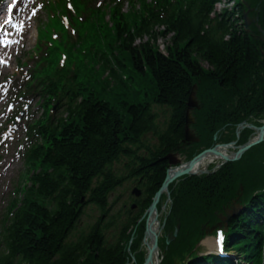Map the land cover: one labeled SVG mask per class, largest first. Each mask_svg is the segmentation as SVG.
I'll use <instances>...</instances> for the list:
<instances>
[{
  "label": "trees",
  "instance_id": "16d2710c",
  "mask_svg": "<svg viewBox=\"0 0 264 264\" xmlns=\"http://www.w3.org/2000/svg\"><path fill=\"white\" fill-rule=\"evenodd\" d=\"M217 1L179 0L178 5L165 8L162 16L147 9L146 15L134 20L113 14L111 35L107 30L100 31L101 41L110 42L105 50L108 54L100 57L108 75L104 79H98L97 74L83 79L85 83L80 87L86 97L80 103L73 99L69 116L60 119L52 131L45 121L41 129L44 142L32 155V163L40 171L33 175L26 206L10 228L14 239L11 251L20 253L25 264H78L81 257L91 253L88 249L96 252L98 261L112 262L116 252L100 250L94 231L82 246L76 247L62 244L64 233L71 227L83 196L97 204L105 202L107 194L120 184L122 178L112 172L110 165L121 155L137 164L139 160V167L131 168V174L146 181L144 192L146 204L149 203L164 179V157L183 138L194 84L198 85V99L203 106L199 120L205 138L210 136L213 125L233 124L229 116L237 123L263 112L264 41L259 39L257 27L251 33L242 24L243 4L238 5L236 12L225 11L212 18ZM250 2L264 29V0ZM159 39L166 41V54L155 45ZM118 71L127 79L139 77L138 83L144 86L140 94L149 91L153 104L171 107L168 132L161 137V147L150 152V159L138 156L132 147L139 144L143 132L153 129L154 116L148 105H128L126 96L130 95L128 88L132 83L124 81ZM235 98L238 108L230 105ZM262 152L263 147L250 150L245 162L236 163L241 181L246 176L250 178L244 182H250V191L264 185ZM96 177L102 180L94 187L91 182ZM199 185L212 194L219 182ZM195 190L188 186L179 195L173 191L184 211L191 209ZM244 213L247 219L235 217L229 227L241 235H236L238 238L256 248L264 226L255 225L259 229L256 238L248 232L249 223L258 222L263 213L254 199L250 211ZM186 221L192 224L195 218L192 215ZM184 239L183 235L179 241L184 243ZM77 250L79 254L75 253ZM96 258L90 260L99 264Z\"/></svg>",
  "mask_w": 264,
  "mask_h": 264
},
{
  "label": "rangeland",
  "instance_id": "374dc122",
  "mask_svg": "<svg viewBox=\"0 0 264 264\" xmlns=\"http://www.w3.org/2000/svg\"><path fill=\"white\" fill-rule=\"evenodd\" d=\"M223 6H225V5L223 4ZM228 6L231 7V5H228ZM125 7H127L126 4H125ZM219 9H222V5L219 6ZM38 14H39L38 17L42 16V19L45 16L44 11L39 12ZM49 16H50L49 17V23L40 31V40L43 43L49 42V43L53 44L52 38H56V37L63 38L64 37V35L66 33V28L63 24V21H66V18L62 14H58V16H55L54 13L49 14ZM74 19H75V17H74ZM35 25H36V22H33V24L31 25V27L28 31L27 37L29 38V43L27 45L26 51L30 50L32 48V46L34 45L35 37H36ZM71 30L73 31L74 34L77 32V34L81 37L87 33L86 30H84L83 33H80V31L76 30L75 28H71ZM165 43H166V41L164 39H159L157 42L160 49H164V47L162 45H165ZM46 48L48 49L49 47L46 46ZM58 57H59V60L61 62H63V60L65 58L64 52L63 51L59 52ZM21 60H24V59H21ZM15 62H17L16 57H15ZM28 65L29 64H27V66ZM35 69L38 70L39 67L36 65ZM20 70L23 71L24 69H19V68H16L14 65H10L7 72L8 73H14V74L16 73L17 76H16L15 82H18L21 80V75H22V71H20ZM35 106L36 105H35V101H34L32 106H30V109L34 108ZM20 108H22V105H20ZM10 130H11V135H15V136H19V137H21L23 135V133L21 134V131L23 132V128L20 125H16L13 123V124H11ZM144 140L146 142H150V144H153V142H152L153 139L150 138L149 135L145 136ZM5 149L9 150L10 147L9 146L5 147L4 144H2L0 146V152H2V151L5 152L4 151ZM181 156L182 155H180V157ZM19 169H20V162L17 161V158L15 157L13 159V168H12L11 173H9V174H1L0 173V216H1L2 212L4 211L5 206L7 205L8 201H9V198L11 197L9 188L12 185V183L14 182ZM132 186L133 185L130 181L125 182L121 187H118L115 190V192L113 193V195L111 197V201L114 202L113 210L115 212H117L119 215L121 214L124 216L125 210H123L124 209L123 205L128 203V200H129L128 197L130 195V191L132 189ZM128 193H129V195L127 196ZM98 215H99V213L95 208L88 210L80 225L82 227H84L86 224H90ZM235 255H238V254H235Z\"/></svg>",
  "mask_w": 264,
  "mask_h": 264
},
{
  "label": "water",
  "instance_id": "95a60500",
  "mask_svg": "<svg viewBox=\"0 0 264 264\" xmlns=\"http://www.w3.org/2000/svg\"><path fill=\"white\" fill-rule=\"evenodd\" d=\"M191 106H192V103H190L189 107H191ZM187 124H188V120H187ZM263 133H264V126L260 129V136H262ZM186 139H187V140H190V139H191V138L189 137L188 133H186ZM247 148H248V145H246V146H241L236 154H240L242 151H244V150L247 149ZM210 151H212V152H214V153H217V151H216L215 149L208 150L207 152H210ZM196 159H197V158H196ZM189 171H190L189 168H185L184 170H182V171H180V172L173 173V174H172L173 177H170L169 174H167V176L165 177V180H164V182H163L161 188H160L159 191L155 194V198L153 199V201H152V203H151V205H150V207H149V209H148V211H149L150 213L154 211L155 206H156V203H157L158 198H159V195L161 194L162 191H164V190L167 188L169 182H170L173 178L177 177V175H179V174H181V173H186V172H189ZM149 232H150V234L153 236V243H152V246H151V247L149 248V250H148V254H147L146 259H145L146 262H149V261H150V257H151L152 252H154V251L156 250V239H157V236L155 235V233H154L151 229L149 230Z\"/></svg>",
  "mask_w": 264,
  "mask_h": 264
},
{
  "label": "bare ground",
  "instance_id": "6f19581e",
  "mask_svg": "<svg viewBox=\"0 0 264 264\" xmlns=\"http://www.w3.org/2000/svg\"><path fill=\"white\" fill-rule=\"evenodd\" d=\"M24 43L25 42H23L21 44L22 45L21 47H23ZM1 70L3 71L4 69H1ZM257 134H260V133L259 132H256L255 134H253L252 140L256 137ZM222 152L224 153L225 151L222 150ZM210 157H212V156H210ZM210 157H208V158L207 157L206 158H202L200 160V162H199V165L195 167V170H200V169L203 170L204 167H205V164H209V163H211V162H213L215 160V159L210 158ZM218 162L219 161H217L216 163H218ZM158 216H159V214L158 215H153V214L150 215V217L155 218V219H157ZM152 218H150V226H151L152 229H155L156 223L153 222V221H151ZM145 241H146V243L144 245L145 246H148L149 245V238H148V236L145 237ZM225 263H229V261L227 259H225Z\"/></svg>",
  "mask_w": 264,
  "mask_h": 264
},
{
  "label": "snow or ice",
  "instance_id": "6c2138e0",
  "mask_svg": "<svg viewBox=\"0 0 264 264\" xmlns=\"http://www.w3.org/2000/svg\"><path fill=\"white\" fill-rule=\"evenodd\" d=\"M69 7H71V5H69ZM5 43H7V41H4Z\"/></svg>",
  "mask_w": 264,
  "mask_h": 264
}]
</instances>
